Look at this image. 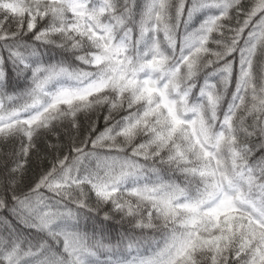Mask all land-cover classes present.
Returning a JSON list of instances; mask_svg holds the SVG:
<instances>
[{
  "label": "snow or ice",
  "instance_id": "snow-or-ice-1",
  "mask_svg": "<svg viewBox=\"0 0 264 264\" xmlns=\"http://www.w3.org/2000/svg\"><path fill=\"white\" fill-rule=\"evenodd\" d=\"M0 264H264V0H0Z\"/></svg>",
  "mask_w": 264,
  "mask_h": 264
}]
</instances>
